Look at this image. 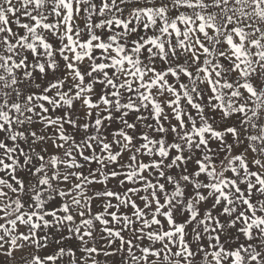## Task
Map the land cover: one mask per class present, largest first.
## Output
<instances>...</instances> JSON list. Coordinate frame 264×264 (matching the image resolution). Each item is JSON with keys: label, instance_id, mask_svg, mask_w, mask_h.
<instances>
[{"label": "snow or ice", "instance_id": "snow-or-ice-1", "mask_svg": "<svg viewBox=\"0 0 264 264\" xmlns=\"http://www.w3.org/2000/svg\"><path fill=\"white\" fill-rule=\"evenodd\" d=\"M0 264H264V0H0Z\"/></svg>", "mask_w": 264, "mask_h": 264}]
</instances>
